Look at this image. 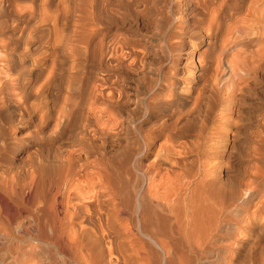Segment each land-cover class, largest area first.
<instances>
[{"label":"bare ground","instance_id":"6f19581e","mask_svg":"<svg viewBox=\"0 0 264 264\" xmlns=\"http://www.w3.org/2000/svg\"><path fill=\"white\" fill-rule=\"evenodd\" d=\"M12 1L13 0H0L1 15L4 13L6 14V12L7 15H10L11 10L12 12L16 11L15 5L16 6L22 5V4L18 5L17 2L19 0H16L13 1V3L16 2V4H14L13 6ZM40 1L38 2L39 4L41 3V6L39 7L40 9L54 4L53 0H40ZM62 1L63 0L54 1L55 12H53L54 15L53 20L51 24L49 22V26L50 25L54 26L55 21L59 23L61 20H63V18L66 17L67 12L71 11L74 13V18L72 20H74L75 24L74 25L72 24L73 21L71 24L73 26L75 25L76 26L75 28L71 29L72 30L71 36H73L74 39L70 37V40H73L75 42H80L79 43L80 47L78 49L75 45H73V43H71L69 52H71V56L74 57V60H76L75 55L78 52H80V50L87 49L86 52H88L89 49V54L93 62L95 61L97 64L101 63L102 65L108 64L109 68L110 66H112V69L114 67L119 68L120 66H122L123 63L122 61H124L125 59L124 57L128 56L126 57L127 59L131 56L130 57L131 60H129V62H126L125 65L126 68H131L135 64V60L137 61V59L135 58L139 57L137 55L136 50L135 51H133L134 49L132 50V47L138 44V40H140L139 44L141 46L149 44L148 41L149 39L147 40L146 37L148 36L147 33L148 34L150 33L149 30L151 29L149 28L152 25L151 23L155 18L154 17L152 19L150 16L151 14L149 13L153 0H73L71 6L70 5L67 6V4H64L62 9L61 7L57 8V6L60 5ZM170 4H168L170 5V8L171 6L175 7L176 12L173 10L175 14L171 13V15L168 16V13H166L167 15L164 16V26H163L164 32L167 31L168 33L166 32L167 36L164 33L163 35H165L164 37L165 40L166 37L170 39L169 42L170 48L168 47L169 52H167L169 53L168 54L169 57L167 56L169 58L168 60L169 64L166 67L167 72L160 73L159 76L155 80H153L148 90L146 89L147 90V92L145 91L146 93L140 94L139 92H137V94H135L133 100L134 102L136 101L137 103L136 110H131L130 108H127L125 106V105L128 106V104H126L128 98L124 96L125 92L122 91V89L117 88L119 89L117 91L114 89L116 91L115 96L117 97L116 99H114L113 97L115 96L113 94H109L112 92V89L111 92H109L108 90H106L104 86H101L102 84L101 82H103V85L104 82H106L105 78L103 79L100 77H98L100 79L97 78L98 79L97 81L100 80L99 82L101 84L97 83V81L95 82L94 80L92 81L89 80L90 81V82L88 81L90 83L89 86L84 85V88L85 86L89 87L88 92H86L87 93L86 95L90 108L88 105L87 106L88 108H86V110L76 111V109L73 110L69 108L68 105L67 106L68 109L66 111L60 110L59 112H56V114H54L55 112L52 113L53 112L52 110H51L52 112H49V110L48 111L44 110L43 112H41L40 116L39 114L35 113L37 114V116H39L37 122L41 123L40 124L41 126L45 125L48 122V120L52 119V122H54L53 126L60 127L58 131H54L55 132L54 134H50L48 131L47 133L46 130L44 129V131L47 133V135H45L47 138L45 139V141H48V146L42 147L41 149L42 155L40 157L42 159L39 160L41 161V164L38 163L40 164L39 167L41 171V193H39V191L37 192L38 194H41V197L39 195L40 199H38L39 198L38 197L37 198L38 201L36 202L34 201L36 205L35 204L33 205L34 197H31L30 191L24 190L25 188L23 189L22 186H20L19 184L18 186L16 184L18 183V180L17 182L15 181L17 187L16 186L14 187L12 184L13 187L11 189L10 186V191L9 190L8 191L10 192L11 198L8 199L4 194L7 191L3 190V188L5 187L4 181L6 180L5 178L6 175L4 174L5 175L4 179H2L3 177L2 178L0 177V212L8 211L7 214L10 221L12 220L11 222L16 223L15 228L18 227V232H15L14 230L10 229V226H5L3 228L0 227V235L3 237L6 236L13 241L17 240L19 242L23 241V239L25 238L24 235H26L27 237L29 236V239L30 237L32 238L33 236L34 241L39 240L41 242V251H40L41 253H37V254H41V258H40L41 264H264V111L259 116V118H256L255 121L256 130L252 134L251 133L249 134L250 131L247 134L246 132L241 130L240 127L241 122L240 124H238V121L242 119L241 111L243 108H241L240 106V104L242 105V103L238 102V97L241 96L239 92L241 91L242 93L246 92V91L243 92V86L244 87L246 86V84L243 83V78L244 76L251 74L250 70H252V66L254 65L251 66V58H250L251 55L250 54L247 55L248 53L246 54V53L238 52L240 50L236 51L238 53L231 56L230 58L223 57V52L225 50L224 47L226 44L227 45L229 44L236 45L237 43L247 44L253 40L260 42V39L257 38L256 36L252 38L248 36L249 33H252L250 32L252 28L250 26L252 23L249 24L250 23L249 21L264 23V10H263L264 0H181V4L183 5L181 10H179V8L177 7V5L179 4V0H172ZM244 4L245 6L242 7ZM257 5H260L261 8L259 9L256 8ZM24 6L26 5H23V7ZM241 8L245 9L244 13L241 12ZM27 9L28 8H25L24 11H27ZM22 11L23 10H21V12ZM32 11L30 10V12ZM255 11L257 13H255ZM27 12L29 13V11ZM40 12L41 11H39V13ZM165 12H167V10ZM237 12H239L238 16H240V13L244 14L243 16H240L241 19L239 18V20H238V16L235 14ZM69 13L67 14V16L69 15ZM158 14L159 13H157V15ZM15 15L19 16L18 13H16ZM30 15L32 16V13ZM23 16L25 18V16L27 17V14H24ZM30 18L32 20V17ZM21 19H23L22 16ZM227 19L229 21L231 20V23L226 24L225 21ZM25 20L23 19V22ZM42 20H44V18H42ZM7 21L8 19H5L3 17L0 20V36L1 34H4L3 39L0 40V49L3 48L5 50L9 48L10 50H12L15 49L16 47L11 44L12 41L10 38L11 35L10 32H13L18 27L17 24H15L14 22L12 24L11 19L8 22ZM63 24L64 22L61 21L60 25ZM185 24H186V28H184ZM189 25L192 26L190 27ZM39 26L44 27L45 31L46 29H48V26L45 25V23L44 26L40 24ZM73 26H71V28ZM111 26H115L116 28H121L122 32L119 33L117 31V33H109L110 32L109 28H111ZM29 27H31V25ZM114 29L113 31H115ZM142 30L144 32L143 36L141 38H138V36L142 35L141 34ZM51 33L53 34V32ZM17 34L19 33L17 32ZM55 35L57 34L55 33ZM42 36L44 37V35ZM49 36L52 37L51 34ZM49 36L47 32L44 39L47 41L48 44H50L51 42L49 41L50 40ZM56 37L58 38V35ZM57 38L54 40L52 39L53 41L51 42V45H44L46 47V50L49 49L51 51L52 49L54 50L57 47L58 42L64 40V38L61 39L59 37L60 40H57ZM61 43L62 42L59 43V46ZM166 43H168L167 40ZM201 43H205L208 48L212 46L214 47L217 46L218 49L220 50V51L218 50L219 54L217 56H215L216 55L215 54L214 59H212L211 56L213 55L212 53L213 51L210 50V52L206 53L204 51V49L206 50V48H204L203 50L196 52L197 57L194 60L192 54L193 52H195V46ZM15 44L17 46V43ZM80 44H82V47ZM68 45H70V43H68ZM261 46L260 47L257 46V47L260 48V53H263L264 51L261 52L263 50ZM39 47L37 48L39 49ZM138 47L139 46L137 47L135 46L134 48L138 49ZM34 48L32 47V49ZM43 48H41L40 50L42 51ZM258 48L255 49L257 50ZM17 49L19 50V47ZM21 49L23 51L22 47ZM248 49H246L247 52ZM255 49L253 50L255 51ZM50 50L48 54L51 53ZM64 50L66 51L68 49H64ZM183 50L184 52H181ZM33 51L31 53H33ZM35 51H37L36 48ZM59 51L60 50H58L57 52ZM54 52L56 53L55 50ZM69 52H67V54ZM140 52H144V51H140ZM183 53L185 55V62L180 66V62L178 61H180L179 58L183 56ZM251 53L253 54V52ZM260 53L258 52V54ZM145 54L147 56V53ZM4 55L0 54V63H3L5 65L7 63L9 65V63H14L15 61L18 60L17 57L16 58L10 57L8 60L7 58H5ZM37 55L39 54L37 53ZM52 55L55 56L58 54L56 53ZM60 55L62 54H60L59 52V56ZM139 55L140 57L143 56V54L141 55L140 53ZM262 55H264V53L261 54V56ZM7 57H9V55H7ZM40 57L43 60L44 55ZM260 61L261 60H258V62ZM137 62L136 65L139 64ZM30 63L31 65L32 64L37 65V63L40 64V62H38V59L36 57L31 58ZM16 65L18 66V64ZM13 66L15 65L13 64ZM47 66L48 65H45V67ZM27 67L28 69L25 68L24 69L21 68L18 70L15 69L16 71H14L13 69L15 74H13L14 72H12L11 74H13L14 77L10 75L11 78L10 77L7 79L3 78V81H0V113L1 115L3 113L2 116H4L5 113L2 112L4 108V103L6 104V102H8L11 97L16 96L14 95L15 93L11 95L15 90H13L12 93L10 92L9 94L8 88L11 87L15 89L17 88V86L20 85L22 90H24V88L26 87V86L24 87L25 83L23 82L24 81L23 78L25 74L30 73V71L32 70L31 66H30L31 70L29 69L28 65ZM160 67L162 68L163 66ZM179 67L183 68V72H177L176 69L177 68L179 69ZM17 68H19V66ZM42 68L43 67H41V69ZM49 68L51 67H48V69ZM11 70L12 69H10L9 71L11 72ZM89 70L91 69H88V71ZM92 70H94V68ZM7 71L8 70H6V72ZM43 71H45L44 68ZM37 72L38 71L36 69V73ZM49 72L50 69L49 71L41 72V74L46 73V75H43V78L45 77L44 80L52 82L50 81L51 79L48 80L46 78L47 76H49ZM254 74L257 73L254 72ZM4 75L0 77H5ZM55 75L56 74H54V77ZM253 75L251 74V76ZM51 76L52 75H50L49 77ZM37 77H34L35 80ZM40 77L41 76H39L38 78ZM116 77L119 78V76L117 75ZM29 78L30 77L27 76V79ZM147 78L146 79L144 78L145 81L147 80ZM144 79L142 82H144ZM150 79H152V77ZM0 80L2 79L0 78ZM112 80L118 81L119 79L116 78ZM108 81L109 80H107V82ZM244 81L247 80L244 79ZM37 82L38 83L36 84V86L33 85L34 89L35 87H37L38 84L39 85L42 84L43 86L41 85L40 86L44 88L45 83L44 84L41 83V79H39ZM53 83L54 82H52V84ZM148 83L150 84V82ZM83 84L86 83L83 82ZM83 84H81L82 89H84ZM115 84L116 83L112 85L115 87ZM198 84H200V87H198ZM123 85L129 86V84L126 83ZM206 85H208V87L211 90L217 92L220 91V89H224L225 96L223 97L221 95L222 97L220 96V98H218L221 108H219L220 110L218 111L219 114L216 115L215 122L217 121V124H215L214 121L211 120L215 124L214 126H216L213 127L216 128L215 129L216 131L212 132L208 130L207 131L208 134L205 133L204 135L203 133L204 126L202 125L198 126L196 125V123H194L195 126H193L192 125L193 122L191 123L193 119L189 121L192 126L188 123L187 121L188 118L187 120L185 119L186 120L185 122L184 120L180 121L181 115L179 114L182 113L181 109L182 111H184V107L186 109L187 107H189V109L191 108V106H189L190 101L192 103H195L194 105L195 109L198 108L196 107V105H199L198 102L200 103V101L197 102V100H199L197 99V97L198 95H200L199 93L202 92L201 90L203 86ZM53 86L55 87L56 85L54 84L52 85V87ZM100 87H104L103 89H105L109 93L104 92ZM35 91L40 93L41 90L39 91L35 90ZM69 92L71 93V91ZM83 92L84 91L82 90L79 93H81V95L84 97L85 93L82 94ZM38 93L33 92L34 96H36L35 94L38 95ZM129 93L126 94L129 96ZM219 93H221V91ZM23 94L26 97L27 93L25 94L24 92ZM23 94L22 96H24ZM50 95L54 96V94H51V89H50ZM29 96L32 95L29 94ZM82 96L80 97L79 95V99L82 98ZM123 96L126 97V99L122 101V99L124 98ZM47 97L49 96L47 95ZM59 97L60 95L58 96V98ZM50 98L52 97L50 96ZM75 98L77 99L78 97L76 96ZM207 98H209V96H207ZM62 99L63 98H61V100ZM241 99L243 98L241 97ZM241 99L239 101H242ZM14 100L15 99H13V102H9V103H11L10 105H12V110L17 111L15 121L13 123L17 121L16 123L18 124V122L21 120L22 113H24L22 111L25 109L24 106L25 102L24 104L22 102L17 103V101L15 102ZM46 100L47 99H45V101ZM99 100L105 105L106 104L110 105V107L119 106V105L120 107H124V106L126 107L124 110H122L123 114L121 116L118 115L120 116V120L117 121L115 119L118 118L114 119L115 116L114 117L111 116L113 117L112 119L115 120V121L113 120L112 126L115 127L110 128V125L108 123L111 121L108 122V120H106L104 117H102L104 119L100 117L103 114H104L103 116H106L105 115L106 113H103L102 111L103 114L101 115L99 114L100 115L99 116L96 113V112L99 113V111L96 110L95 112L94 109L97 107L96 105L95 108L92 107L91 109V106L93 104H96ZM216 100L215 102H217ZM80 101L81 100L77 102L80 103V105L82 104L85 105L84 103L81 104ZM188 101L189 103L187 105ZM42 103H44V101ZM56 103L57 102H55L54 105ZM63 103H65V101ZM169 104L176 106H174L175 108L171 106V109L169 110L170 113L167 114L166 112L165 114L164 111L166 110V108L169 109L170 106L167 107V105ZM57 105H60V107L63 108L62 107L63 105L61 104H57ZM98 105L100 104L98 103ZM33 106L34 105H32V109ZM75 106L79 107L77 105ZM131 106H133V104ZM84 107H86V105ZM36 108L34 107V109ZM172 108H174V110H172ZM211 109L213 110V108ZM29 110L31 111V109ZM37 110H40V108ZM16 111L14 112L12 111V112L15 113ZM173 111L175 112V114ZM193 112L195 111L193 110ZM197 112L198 110H196V113ZM172 113L173 115H171ZM184 114L182 113V115ZM188 115H191V113ZM185 116L186 115H184V117ZM4 117H2V119H4ZM191 117L194 118V116ZM205 117L206 116L204 115V119ZM6 118L8 119V117ZM77 118L80 119L81 121L80 122L79 120H77L80 123L78 124V130L74 133V135L76 136L75 139H77L78 141L74 139L73 140L74 142L77 141L79 147L73 148L72 146L74 144L70 145L72 141L69 142L68 144L70 145L69 147L72 148H66L67 145L66 146L62 145L61 144L62 142L61 143L58 142V144L52 146L51 143H53L54 141L53 139L56 138L57 139L56 141H58L59 139L57 137L58 136L62 137L67 128L66 126L71 125L68 124L70 123V120H72V124L77 125L75 123ZM197 119L198 116H196V121L198 122ZM205 121H209V120H205ZM21 123L23 124L24 122ZM115 124L119 129H124V130L128 128L133 129L135 131L134 136L136 137L137 140V147L135 146L133 150L129 151L126 154L127 156L123 157V159L120 158L121 162L118 163L114 161L117 163V166L114 163L117 172H114V170L109 171L107 167H105L108 165L106 164H104L105 166L103 165L102 159L104 158V153L100 151V148L103 151V147L100 144L95 143V139H97V137L102 138L103 143L104 141H106L108 137L115 138L113 133L116 132L115 135L118 134L117 131H113L114 128H116ZM4 125L0 124V129L3 135L2 140L4 144L3 146L0 143V145H2V148L6 147L7 145H10L11 143L12 146L14 145L13 144L14 140L11 139L12 142L8 144L9 139L6 138L7 133L10 134V125L8 124H6L5 126ZM107 125H109V127H106ZM217 127H219L220 129H217ZM72 128L73 127H71V129ZM50 130H52L53 132V129ZM68 130L70 132V129ZM189 131L193 133L195 132V134L193 133L192 134L195 135L197 138L195 137L196 139L194 140L188 139V141L186 142L183 140H181L180 142L178 140V142L180 143L178 142L176 143L173 141V139L176 141V139L183 138V136L189 134ZM32 133L33 132L31 131V134ZM68 133L66 137L68 136L70 137L71 135H73ZM213 133L215 134L214 136H212ZM244 133L248 135V139L246 142L247 149H246V143L242 145L243 142L242 143L240 142L241 143L240 145V143L238 144L236 141L238 134L242 136L241 134ZM119 134L122 135V133ZM73 136L70 138V140L73 138ZM161 136L164 137L165 142H163V139L161 138L162 139L161 142L163 143H161L160 141L159 143L158 141L156 143V140H158L157 138ZM18 137L21 136L19 135ZM22 137H25L24 133ZM26 137H28V134ZM171 140L176 145H178L179 149L175 148L176 149L175 150L172 148L169 142ZM17 141L19 142L20 140ZM168 142L169 145L167 144ZM117 143L119 144V142ZM134 144L132 143V146ZM176 145L173 144L174 147H176ZM10 150L8 151V153L10 152ZM77 150L78 151L83 150L82 152H84L85 155L83 157H79V155H77L78 152H76ZM125 151L127 150L125 149L124 152ZM3 152L4 153L7 152V149L6 151ZM12 152H14V150ZM115 152L117 153V151ZM111 153L113 152L111 151L110 153H108V155ZM93 154H95L97 158L88 160V157ZM108 155L107 158L110 157V155L109 157ZM149 156L151 158L147 162H143V160L147 159V157ZM4 157L7 159L9 155L7 157L3 156V158ZM31 157H33L34 160V153L33 156ZM31 157L28 156L29 161L31 160ZM129 159L133 162V167L131 168H133L136 172H138V175L142 177L140 184H137V186L139 185L137 189H135V186L131 183L132 179L128 177L129 176L128 174L131 173L132 171V169L130 167L129 169L127 166V161ZM108 160H111V158ZM1 161L3 160L1 159ZM25 161L26 164L27 160ZM17 165L20 164L17 163L16 166ZM23 166H22L23 169L21 170H26L24 169ZM36 166L38 165L36 164ZM162 166H165V168L164 167L161 168ZM11 168L14 169L15 167L14 168L11 167ZM12 169L11 171L13 173L14 170ZM162 169H164V171ZM0 170H4L3 173L6 171L5 169H1V168ZM8 170H10V167L8 168ZM21 170L20 172H22ZM32 171H36V170H32ZM6 172L7 174H9L8 173L9 171ZM38 172L39 171L33 173H36L37 175ZM154 172L156 173V178L154 177V174H152ZM22 173L19 174L22 175ZM10 175L7 176L12 178L14 173L13 175L11 176ZM132 175L133 177L135 176V174ZM38 177L37 179L40 178ZM14 178H12V180ZM15 179H20V178L16 177ZM32 180L33 179H31L30 181ZM37 183L39 184L40 180ZM27 184L28 183H26V185ZM29 184L30 186L29 185L27 186H29L31 189L32 186L31 182ZM38 184L34 186L35 187L34 191L39 190ZM36 187L38 189H36ZM38 194L35 193V195ZM1 220L4 222L2 218ZM4 224L5 222L3 223V225ZM3 225L1 224V226ZM31 226L35 228L33 230L34 232H31L32 231ZM11 227H13V225ZM28 229H30L31 231H29ZM36 242L37 245L38 241ZM29 244L26 245L28 246ZM32 244H34V242ZM38 246L40 247V245ZM9 247L11 248V246ZM18 247H21V245L20 246L16 245L15 247H13L12 250H15V248L18 250L19 249ZM29 247H26V251H22L23 249L22 246V248L20 249L22 251V253H20L21 256L19 254L16 256L15 254L13 255L14 257L12 258V261L13 263L15 262L14 264L16 263L23 264L24 262L28 263L30 260L32 264H38L34 256V250L36 248L33 250V247H31L30 245ZM27 248L29 249L27 250ZM12 250L8 252L11 253L13 252ZM20 250H18V252ZM5 257L8 256L5 255ZM45 259H47V262L45 261Z\"/></svg>","mask_w":264,"mask_h":264},{"label":"rangeland","instance_id":"374dc122","mask_svg":"<svg viewBox=\"0 0 264 264\" xmlns=\"http://www.w3.org/2000/svg\"><path fill=\"white\" fill-rule=\"evenodd\" d=\"M13 1H16V0H13ZM13 1H12V3H13ZM40 0H37V2H36V0H24V1H22V0H19L18 2H17V4L19 5V4H22L21 6H16L15 5V9H16V11H13L12 12V10L10 11V15H7V12H6V14L4 13V14H0L1 16H0V20L2 19V17L3 18H5V19H8V21L11 19L12 20V24H13V22L15 23V24H17V27L18 28H16V30H14L13 32H10V34L12 35H10V38H11V41H12V45H14L16 48L15 49H12V50H10L9 48L8 49H3V48H1L0 49V54H5L4 56H5V58H7L8 60H9V58L10 57H14V58H16L17 57V61H15L14 63H9V65H8V63L5 65V64H3V63H0V76H3L4 74V76L5 77H0L2 80H0V81H3V78L4 79H7V78H9L10 77V75L12 76V77H14V75L13 74H15V72L14 71H16V70H18V69H28V67H27V65L29 66V69L31 70V68H32V70L30 71V73H27V74H25V76H24V83H25V85H24V90H22V88L20 87V85L19 86H17V88H8V91H9V94H10V92L12 93V91L13 90H15L11 95H13L14 93V95H16V96H13V97H11L10 98V100L8 101V102H6V104H7V106H6V104L4 103V108H3V110H2V112H5L4 113V116H2L3 115V113H2V115H1V113H0V124H8V125H10V134L9 133H7V136H6V138L7 139H9V143L8 144H10L11 142H12V140H14V142H13V146H12V143L10 144V145H7L6 147H4V148H2V145L4 146V144H3V140H2V137H3V135H2V131H1V129H0V143L2 144V145H0L1 146V149H0V168L1 169H5L6 171H9L8 173L9 174H7V172L5 173H3V171L4 170H0V177L2 178V179H4V177H5V175H6V180L4 181V183H5V187L3 188V190H5V191H7V192H3L5 195H6V197L9 199V198H11L10 197V186H11V189H12V187L14 186H16V184L18 185H20V186H22L23 187V189L24 190H29L30 191V195H31V197H34L33 198V205L35 204L34 203V201L36 202V201H38V199H40V197H41V194H38V192L37 191H39V193H41V171H40V164H41V161H39V160H41L42 158H40L41 157V155H42V151H41V149H42V147H47L48 146V141H45V139H47L46 138V136L45 135H47V133L49 132L50 134H54L55 132L54 131H58V129L60 128L59 126H53V123L54 122H52V119L51 120H48V122L45 124V125H43V126H41L40 124L41 123H38L37 122V120L39 119V116H40V114H41V112H43L44 110L45 111H48L49 110V112H52V113H54V114H56V112H59L60 110H63V111H66L67 109H68V105H69V108H71V109H73V110H75L76 109V111H84V110H86V108H88L87 106L89 105V102H88V100H87V93L86 92H88V88L89 87H86L85 86V88H84V85H87V86H89V82L90 81H92V80H94L95 82L98 80V79H100V78H105V81L106 82H104V85H103V82H99V81H97V83H100L101 84V86H104L105 88H106V90H108L109 92H111V89H112V92L111 93H109V92H107L105 89H103L104 87H100L104 92H107V93H109V94H113L114 96L116 95V91L117 90H119V89H122V91H124L125 93V95L124 96H126L127 98H128V101H127V103L126 104H128V106L127 105H125L127 108H130L131 110H136V108H137V103H136V101L134 102V96H135V94H137V92H139L140 94H142V93H146L147 92V90H148V88L150 87V85H151V83L153 82V80H155L158 76H159V74L160 73H164V72H167L166 71V67L168 66V60H169V56H168V54L169 53H167V52H169L168 50H169V48H170V45H169V42H170V39H168L167 37H166V40H167V42L168 43H166V40H165V35L167 36V33L166 32H164V16H166L167 14L166 13H168V16H170L171 15V13L172 14H175V7H172L171 6V8H170V3L172 2V0H153V3L151 4V9L149 10V13L151 14L150 16H151V18L153 19L154 17V20L152 21V25L150 26V28L149 29H151V30H149L150 31V33L148 34L147 33V37H146V39L149 41V46L148 45H140L139 43H140V40H138V44L137 45H134L133 47H132V50L133 51H135L136 50V52H137V55L139 56H136V57H138V58H135V59H137V61L135 60V64L131 67V68H126V62H129V60H131V56L129 57V58H127L126 59V57H128V56H126V57H124L125 59H126V61H125V59H124V61H122L123 63H122V66H120L119 68L117 67H114L113 69H112V66H110V68H109V65L108 64H105V65H102L101 63H96L95 61V63L92 61V59H91V56H90V54H89V49H88V52H86L87 51V49H85V50H80V52H78L77 54L79 55V57H78V55L76 56L75 55V58H76V60H74V57H72L71 56V52H69L70 51V47H71V43H73V45H75L76 47H77V49L80 47L79 46V43L80 42H75V41H73V40H70V37L71 38H73V36H71V34H72V30L71 29H73V28H75V26H73L74 24H75V22H74V20H72L73 18H74V13L73 12H71V11H69V12H71V13H69V12H67V14L69 13V15L67 16V14H66V17L65 18H63V20H61L62 22H64V24L63 25H60V23H61V21L58 23V22H56L55 21V25L54 26H49V22H50V24L52 23V20H53V12H55L54 11V4H55V0H53V3L54 4H52L51 6H46V7H44V8H39L40 6H41V3L39 4L38 2H39ZM66 1V2H65ZM69 1V2H68ZM72 1L73 0H63L61 3H60V5H58L57 6V8H59V7H61V9H62V7H63V5L64 4H67V6L68 5H72ZM155 1V2H154ZM21 2V3H20ZM35 2V3H34ZM41 2V1H40ZM35 5H34V4ZM14 4H16V2H14L13 3V6H14ZM168 4H170V5H168ZM23 5H26V6H24L23 7ZM163 7H162V6ZM165 5V6H164ZM31 6V7H30ZM34 6V7H33ZM168 6V7H167ZM245 6V4L242 6V7H244ZM260 5H257V7L256 8H261V6L259 7ZM20 7H22V8H20ZM38 7V8H37ZM52 7V8H51ZM162 7V8H161ZM177 7L179 8V10H181L182 9V7H183V5L181 4V0H179V4L177 5ZM25 8H30L29 10L27 9V11H29V13L27 12V11H24V9ZM36 11H34L33 9ZM164 8V9H163ZM18 9V10H17ZM19 9H20V11H19ZM38 11H37V10ZM51 9V10H50ZM21 10H23L22 12H21ZM30 10L32 11V12H30ZM42 10H43V12H42ZM162 10V11H161ZM164 10V11H163ZM167 10V12H165ZM175 12H174V11ZM264 10V9H263ZM39 11H41L40 13H39ZM47 11V12H46ZM152 11H154V12H152ZM156 11V12H155ZM158 11V12H157ZM161 11V12H160ZM50 12V13H49ZM152 12V13H151ZM170 12V13H169ZM240 12V11H239ZM239 12H237V13H235L237 16L239 15ZM241 12L242 13H244L245 12V9H243V8H241ZM16 13H18L19 14V16L18 15H15ZM32 13V16L30 15ZM39 13V14H38ZM41 13H43V14H41ZM47 13V14H46ZM72 13H73V15H72ZM154 13H155V15H154ZM157 13H159L158 15H157ZM163 15H162V14ZM242 13H240V16H243L244 14H242ZM255 13H257L256 11H255ZM24 14H27V17L25 16V18H24ZM34 14V15H33ZM52 14V15H51ZM55 14V13H54ZM71 14V15H70ZM242 14V15H241ZM12 15H14V16H12ZM22 16V18L25 20V19H27L28 20V23H27V20H25L24 22H23V19H21V16ZM153 15V16H152ZM9 17V18H6V17ZM35 16V17H34ZM44 16V17H43ZM69 16H72V17H69ZM235 16V15H234ZM240 16H238V20H239V18H240ZM28 17H29V19H28ZM30 17H32V20H31V18ZM17 18V19H16ZM42 18H44V20H42ZM52 18V19H51ZM235 18V17H234ZM19 19H20V21H19ZM39 19H40V21H39ZM70 19V20H69ZM157 19V20H156ZM192 19V18H191ZM190 19V20H191ZM241 19V18H240ZM14 20V21H13ZM18 20V21H17ZM36 20V21H35ZM7 21V22H8ZM70 21V22H69ZM72 21H73V23H72ZM29 22H31V23H29ZM34 24H33V23ZM36 22H38V23H36ZM40 22V23H39ZM66 22V23H65ZM189 22H191V21H189ZM250 23L249 24H251V26L250 27H252L251 28V31L250 32H252V33H249L248 34V36H250L251 38L252 37H257V38H259L260 39V42H257V41H251V42H249V43H247V44H243V43H237L236 45H232V44H229V45H225V50H224V52H223V57L224 58H230L231 56H233V55H235V54H237L238 52H240V53H248L247 55H251V66L252 65H254V66H252V70H250V73L253 75L254 74V72L255 73H257V74H254L253 76H251V74L249 75H246V76H244V78H243V83L244 84H246V86L244 87L243 86V92H245V93H242V91L241 92H239L240 94H241V96H239V95H237V96H239L238 97V102L239 103H242V105L240 104V106H241V108H243L244 109V111H243V109H242V113H241V117H242V119L240 120V121H238V124H240V122H241V124H240V127H241V130L242 131H244V132H246L247 134H248V132H249V134L251 133H253L255 130H256V128H255V121H256V118H259V116L263 113V111H264V55H262L261 56V54H263L264 52V48H263V46H264V36H262V35H264V23H260V22H253V21H249ZM44 23H45V25H47L48 26V29H46V31L44 30V27H42V26H39V24L40 25H43L44 26ZM73 25H72V24ZM163 23V24H162ZM225 23L227 24V23H231V20L229 21L228 19L225 21ZM259 23V24H258ZM20 24V25H19ZM38 24V25H37ZM66 24V25H65ZM189 24V23H188ZM191 24V23H190ZM254 24V25H253ZM19 25V26H18ZM31 25V27H29ZM33 25V26H32ZM59 25V26H58ZM24 26V27H23ZM63 26V27H62ZM71 26H73L72 28H71ZM190 27L192 26V25H189ZM23 29H22V28ZM26 27V28H25ZM40 27V28H39ZM57 27V28H56ZM58 27H60V28H58ZM190 27H188V28H190ZM21 28V29H20ZM29 28V29H28ZM115 28V29H114ZM184 28H186V24H185V27ZM258 28V29H257ZM262 28V29H261ZM56 29V30H55ZM61 31H60V30ZM113 29L115 30V31H113ZM45 32H44V31ZM51 30H53V31H51ZM58 30V31H57ZM262 30V31H261ZM20 31V32H19ZM27 31V32H26ZM43 31V32H42ZM53 32V34L51 33V32ZM56 31V32H55ZM109 33H117V31L120 33V32H122V29L121 28H116L115 26H111V28H109ZM16 32V33H15ZM17 32L19 33V34H17ZM23 32V33H22ZM24 32H26V33H24ZM48 32V36L51 34L52 35V37L51 36H49V41H53L54 39H56L57 37V35H58V38H57V40H60L59 39V37L62 39V38H64V40H61V41H57L58 42V45H57V47L54 49L55 51H56V53L58 54V55H52V54H56L55 52H54V50L52 49V51H51V53L50 54H48V52H49V50H46V47L44 46V45H51V42H50V44H48L47 43V41L46 40H44L45 39V35H46V33ZM147 32V31H146ZM28 33V34H27ZM55 33L57 34V35H55ZM62 33V34H61ZM143 30H142V35H140V36H138V38H141L142 36H143ZM163 33L165 34V35H163ZM263 33V34H262ZM24 34V35H23ZM61 34V35H60ZM68 34V35H67ZM255 34V35H254ZM262 34V35H261ZM14 35H16V36H14ZM23 35V36H22ZM25 35H27V36H25ZM42 35H44V37L42 36ZM62 35H64V36H62ZM65 35H67V36H65ZM3 36H4V34H1V36H0V40H2L3 39ZM22 36V37H21ZM158 36V37H157ZM43 37V38H42ZM51 37V38H50ZM54 37V38H53ZM22 38H25V39H22ZM27 38V39H26ZM53 39V40H52ZM74 39V38H73ZM152 39V40H151ZM258 39V40H259ZM17 40V41H16ZM42 41H44V42H42ZM262 41V42H261ZM17 43V46H16V44L15 43ZM46 42V43H45ZM57 42H56V44H57ZM60 42H62L61 44H63V42H64V44L63 45H61L60 44V46L62 47H60L59 46V43ZM65 42H67V43H65ZM165 44H164V43ZM68 43H70V45H68ZM24 44H26V45H24ZM151 44H152V46H151ZM263 44V45H262ZM19 45V46H18ZM33 45H35V46H33ZM44 46V48H43V46ZM64 45H66V46H64ZM81 45V47H82V44H80ZM154 45V46H153ZM168 45V46H167ZM218 45V44H217ZM262 45V46H261ZM26 48H25V47ZM40 46V47H39ZM42 46V47H41ZM58 46H59V48H58ZM137 47V46H139L138 47V49H136V48H134V47ZM151 46V47H150ZM234 46V47H233ZM257 46H261L262 47V51L261 52H263V53H260V48H258ZM19 47V50L17 49ZM21 47L23 48V51H22V49H21ZM32 47L34 48H36L37 49V51H35V48L34 49H32ZM37 47H39V49L37 48ZM141 47V48H140ZM150 47V48H149ZM169 47V48H168ZM199 47V48H198ZM230 47V48H229ZM41 48H43L42 49V51L40 50ZM168 48V49H167ZM204 48H206V50L204 49ZM210 48V49H209ZM207 47L206 46V44L205 43H201V44H198L197 46H195V52H193V59L195 60L196 59V52H198V51H200V50H203L204 49V51L206 52V53H208V52H210V50L211 51H213L212 53H213V55L211 56L212 57V59H214V55L215 56H217L218 54H219V49H218V47L217 46H212V47ZM249 48V49H248ZM255 48H258L257 50H259V51H257ZM3 49V50H2ZM32 49V50H31ZM64 49H68V50H66L67 52H69L68 54H67V52L64 50ZM142 49V50H141ZM147 49V50H146ZM167 49V50H166ZM208 49V50H207ZM216 49V50H215ZM246 49H248V52H247V50ZM253 49H255V51L253 50ZM18 50V51H17ZM31 50V51H30ZM34 50V51H33ZM58 50H60L59 52H60V54H62V55H60L59 56V52H57ZM146 50V51H145ZM149 50V51H148ZM154 50V51H153ZM219 50V51H218ZM238 50H240V51H238ZM16 51V52H15ZM29 52V53H26V52ZM33 51V53H31ZM45 51V52H44ZM122 51H124V50H122ZM140 51H144V52H140ZM151 51H153V52H151ZM236 51H238V52H236ZM257 51V52H256ZM20 52V53H19ZM41 52V53H40ZM64 52H66V53H64ZM126 52V51H125ZM151 52V53H150ZM181 52H184V50L183 51H181ZM251 52H253V54L251 53ZM258 52L260 53V54H258ZM37 53L40 55V56H42V55H44V57H43V60L41 59V57L39 56V55H37ZM88 55H87V54ZM139 53L142 55L143 54V56L142 57H140V55H139ZM145 53H147V56H146V54ZM211 53V54H212ZM29 54H31V55H29ZM42 54V55H41ZM81 54V55H80ZM152 54H153V56H152ZM155 54V55H154ZM232 54V55H231ZM7 55H9V57H7ZM49 55V56H48ZM64 55V56H63ZM88 57H86V56ZM145 55V56H144ZM164 57H163V56ZM257 55V56H256ZM258 55H260V56H258ZM29 56V57H28ZM50 56H52V57H50ZM66 56V57H65ZM149 56V57H148ZM151 56V57H150ZM168 56V57H167ZM19 57V58H18ZM33 57H36L37 59H38V62H40V64L39 63H37V65L36 64H32L31 65V63H30V59L31 58H33ZM39 57V58H38ZM68 57H71V58H68ZM90 57V58H89ZM258 57V58H257ZM262 57V58H261ZM67 58V59H66ZM78 58V59H77ZM81 58V59H80ZM49 59H51V60H49ZM86 59H87V61H86ZM91 60V62H90V60ZM164 59H167V60H164ZM88 60H89V62H88ZM128 60V61H127ZM179 60L180 61H178V62H180V66L185 62V55H184V53H183V56L182 57H180L179 58ZM258 60H261L260 62H258ZM53 61V62H52ZM72 61V62H71ZM86 61V62H85ZM143 61V62H142ZM160 61V62H159ZM52 62V63H51ZM70 62V63H69ZM136 62L137 63H139L138 65H136ZM162 62H163V65H162ZM254 62V63H253ZM27 65H26V64ZM29 63V64H28ZM47 63V64H46ZM51 63V64H50ZM148 63H150V64H148ZM159 63V64H158ZM165 63V64H164ZM258 64V65H256V64ZM13 64L15 65V66H13ZM16 64H18V66H19V68H17L18 66L16 65ZM48 65L47 67H45V65ZM53 64V65H52ZM55 64V65H54ZM73 64V65H72ZM110 64V63H109ZM3 67H2V66ZM11 65V66H10ZM44 65V66H43ZM51 65V66H50ZM70 65V66H69ZM96 65V66H95ZM111 65V64H110ZM165 65V66H164ZM257 67H256V66ZM261 65V66H260ZM24 68H23V67ZM30 66H31V68H30ZM53 66V67H52ZM56 66V67H55ZM75 66V67H74ZM92 66V67H91ZM99 66V67H98ZM105 66V67H104ZM135 66H137V67H139V68H137V67H135ZM142 68H141V67ZM144 66V67H143ZM146 66V67H145ZM160 66H163L162 68L160 67ZM259 66H260V68H259ZM15 67V68H14ZM41 67H43L44 68V70L45 71H49V69H50V72H49V76L50 75H52L51 77H49V76H47L46 78L48 79V80H50V81H52V82H54L53 84H52V82H49V81H46V80H44L45 79V77L43 78V75H46V73H42L41 74V72H45V71H43V68L41 69ZM48 67H51V68H49L48 69ZM59 67V68H58ZM63 69H62V68ZM98 67V68H97ZM102 67V68H101ZM107 67V68H106ZM255 67V68H254ZM54 68V69H53ZM58 68V69H57ZM94 68V70H92ZM104 68V69H103ZM133 68V69H132ZM10 69H12L11 70V72L9 71ZM13 69H14V71H13ZM16 69V70H15ZM34 69V70H33ZM36 69H37V73H36ZM39 69V70H38ZM48 69V70H47ZM52 69V70H51ZM83 69V70H82ZM88 69H91V70H89L88 71ZM107 71H106V70ZM124 69V70H123ZM156 71H155V70ZM162 69V70H161ZM255 69V70H254ZM256 69H258V70H256ZM6 70H8L7 72H6ZM55 71V73H54V71ZM58 70V71H57ZM74 70V71H73ZM98 71V73H97V71ZM109 70V71H108ZM143 70H145V71H143ZM159 70V71H158ZM164 70V71H163ZM177 70V72H183V68L182 67H179V69L177 68L176 69ZM3 71V72H2ZM39 71H40V73H39ZM53 71V72H52ZM92 71V72H91ZM94 71V72H93ZM128 71H131L132 72V74H131V72H128ZM158 71V72H157ZM172 71V70H171ZM12 72H14L13 74H11ZM91 72V73H90ZM104 72V73H103ZM134 72H135V74H134ZM3 73V74H2ZM51 73V74H50ZM100 73H102V74H100ZM112 73H113V75H112ZM153 73V74H152ZM29 74V75H28ZM54 74H56L55 75V77H54ZM68 74H69V76H68ZM90 74V75H89ZM97 74V75H96ZM104 74H106V75H104ZM140 74V75H139ZM28 77H30L29 79H27V76ZM34 75V76H33ZM41 76L40 78H38L39 76ZM73 75V76H72ZM91 75H93V76H91ZM100 75V76H99ZM110 75H112V76H109ZM116 75L117 76H119V78L118 77H116ZM121 75V76H120ZM127 75V76H126ZM207 75V74H206ZM205 75V76H206ZM38 76V77H37ZM58 76V77H57ZM134 76V77H133ZM34 77H37L36 78V80L38 81L39 79H41V83H45L44 84V88H42L41 86H43L42 84H38L37 85V87H35V89H34V86L33 85H35L36 86V84L38 83L36 80H35V78ZM54 77V78H53ZM92 77V78H91ZM95 77V78H94ZM98 77H100V78H98ZM149 79H148V78ZM152 77V79H150ZM11 78V77H10ZM53 78V79H52ZM63 78V79H62ZM98 78V79H97ZM119 79L118 81L117 80H112V79ZM128 78V79H127ZM147 78V80L145 81V79ZM86 79H88V80H86ZM137 79V80H136ZM143 79H144V82H142L143 81ZM244 79L245 80H247V81H244ZM28 80H29V83H28ZM86 80V81H85ZM90 80V81H89ZM107 80H109L108 82H107ZM112 82H111V81ZM122 80V81H121ZM150 80V81H149ZM32 81H35V82H32ZM61 81V82H60ZM89 81V82H88ZM116 81V82H115ZM138 81V82H137ZM141 81V82H140ZM150 82V84L148 83V82ZM32 82V83H31ZM40 82V81H39ZM46 82H48V83H46ZM56 82V83H55ZM83 82L84 83H86V84H83ZM88 82V83H87ZM111 82V83H110ZM137 82V83H136ZM147 82V83H146ZM33 83H35V84H33ZM76 83V84H75ZM79 83V84H78ZM114 83H116L115 84V87L113 86L114 85ZM121 83H122V85H121ZM129 84V86H125V85H123V84ZM136 83V84H135ZM49 84V85H48ZM51 84V85H50ZM56 85L55 87L53 86L52 87V85ZM59 84V85H58ZM81 84H83V88L84 89H82V85ZM109 84V85H108ZM113 84V85H112ZM148 84V85H147ZM248 84V85H247ZM117 85V86H116ZM81 86V87H80ZM109 86V87H108ZM136 86V87H135ZM197 86V85H196ZM32 87V88H31ZM48 87V88H47ZM134 87H135V89H134ZM198 87H200V84H198ZM28 88V89H27ZM66 88V89H65ZM108 88V89H107ZM117 88H119V89H117ZM124 88V89H123ZM142 88V89H141ZM208 88V89H207ZM246 88H247V90H246ZM10 89V90H9ZM20 89V90H19ZM34 89V90H33ZM45 89V90H44ZM50 89H51V94H54V96L53 95H50ZM52 89H53V91H52ZM69 89H71V90H69ZM87 91H86V90ZM116 91H115V90ZM137 89V90H136ZM139 89V90H138ZM147 89V90H146ZM195 89V88H194ZM204 89V90H203ZM35 90H41L40 91V93H41V95H40V93H38L37 91H35ZM48 90H49V92H48ZM67 90V91H66ZM84 91L82 94H84V97L81 95V93H79V92H81V91ZM206 90V91H205ZM20 91V92H19ZM23 91V92H22ZM29 93H28V92ZM45 91V92H44ZM66 91V92H65ZM69 91H71V93L69 92ZM78 93H77V92ZM128 91V92H127ZM146 91V92H145ZM193 91H195V90H193ZM202 92L201 93H199L200 95H198V97H197V99H199V100H197V102L198 101H200V103L198 102V104L200 105V108H199V105H196V107H198V108H196L195 109V103H192L191 101H190V104H189V106H191V108L189 109V107H187V109L184 107V111H182V109H181V112L184 114V115H186L185 117H184V115H182V113L181 114H179V115H181L180 117V121H183L184 120V122L187 120V118H188V123L191 125V123H192V125L193 126H195L194 125V123H196V125H202V126H204V131H203V133H204V135H205V133L206 134H208L207 133V131L209 130V131H212V132H214V131H216L215 129L216 128H213V127H216V126H214L215 124H217V121L215 122V120H216V115L217 114H219V112L218 111H220L219 110V108H221V106H220V104H219V99L218 98H220V96L222 95L223 97L225 96V93H224V89H220V91H221V93H219L220 91H213V90H211L209 87H208V85H206V86H203V88H202V90H201ZM25 92V94L27 93V95H26V97H25V95L23 94ZM33 92L34 93H38V95L37 94H35L36 96H34V94H33ZM43 92H44V94H43ZM54 92V93H53ZM130 92V93H129ZM133 92H135V93H133ZM48 93V94H47ZM75 93V94H74ZM126 93H129V96L126 94ZM205 93V94H204ZM211 93V94H210ZM22 94L24 95V96H22ZM29 94L30 95H32V96H29ZM60 95V97L58 98V96ZM65 94V95H64ZM77 94V95H76ZM201 94H204V95H201ZM217 94H219V95H217ZM18 95V96H17ZM20 95V96H19ZM47 95L49 96V97H47ZM73 95H75V96H73ZM79 95H80V97L82 96V98H80L79 99ZM112 95V96H113ZM209 96V98H207V96ZM244 95V96H243ZM38 96H40V97H38ZM42 96V97H41ZM44 96V97H43ZM46 96V97H45ZM50 96L52 97V98H50ZM64 96H65V98H64ZM67 96H68V98H67ZM71 96V97H70ZM78 97L77 99L75 98V97ZM123 96V97H124ZM194 96V95H193ZM201 96H203V97H201ZM211 96V97H210ZM215 96V97H214ZM221 96V97H222ZM15 97V98H14ZM20 97V98H19ZM22 97V98H21ZM29 97V98H28ZM31 97V98H30ZM32 97H34V98H32ZM37 97V98H36ZM54 97V98H53ZM86 97V98H85ZM126 97H124L123 99H122V101L124 100V99H126ZM206 97V98H205ZM241 97L243 98V99H245V100H243V99H241ZM15 99L14 101L16 102L17 101V103L19 102V103H23L24 104V102H25V104H24V106H25V109L22 111V112H26L25 114L24 113H22V117H21V120L18 122V124L15 122V123H13L14 121H15V117H16V113H17V111L16 110H12V105H10L11 103H9V102H13V99ZM19 98V99H18ZM27 98V99H26ZM61 98H63L62 100H61ZM114 99H116L117 97L115 96V97H113ZM131 98V99H130ZM206 100H205V99ZM211 98H213V99H211ZM217 100H216V99ZM242 100V101H239L240 99ZM31 99V100H30ZM33 99H35V100H33ZM45 99H47L46 101H45ZM53 99V100H52ZM71 99V100H70ZM217 101V102H215V100ZM19 100H21V101H19ZM22 100H24V101H22ZM28 100V101H27ZM38 100H39V103H38ZM42 100V101H41ZM55 103V102H57L55 105H54V103L52 102V101ZM65 101V103H63L64 101ZM72 100H74V101H72ZM79 102V100H81L80 102H81V104L82 103H84L85 105H86V107H84L85 105H80V103H78L77 101ZM84 100V101H83ZM132 100V101H131ZM204 100V101H203ZM30 101H31V103H30ZM33 101V102H32ZM44 101V103H42ZM62 101V102H61ZM244 101V102H243ZM29 102V103H28ZM75 102V103H74ZM130 102H133V103H130ZM9 103V104H8ZM35 103V104H34ZM38 103V104H37ZM49 103H50V105H49ZM53 103V104H52ZM79 105H78V104ZM88 103V104H87ZM98 103L100 104V105H98ZM188 103H189V101L187 102V105H188ZM205 103H206V106H205ZM208 103V104H207ZM31 104V105H30ZM52 104V105H51ZM57 104H61V105H63L62 107L63 108H61L60 107V105H57ZM74 104V105H73ZM101 104H103L100 100L96 103V104H93L92 106H91V109H92V107H96L94 110H95V112H96V110H98L99 111V113L98 112H96L98 115L100 114H103V113H106L105 115L106 116H103V115H99L101 118L102 117H104L106 120H108V122L109 121H111V122H109L108 124L110 125V128L112 127H115V126H112V123H113V120L115 119V118H118V119H115V120H120V116L123 114V112H122V110H124L126 107L124 106V107H120V105L119 106H111L110 107V105H105V104H103V105H101ZM133 104V106H131ZM203 104V105H202ZM214 104V105H213ZM27 105V106H26ZM32 105H34L33 106V109H32ZM43 107H42V106ZM56 105H57V107H56ZM72 105V106H71ZM75 105H77V106H79V107H76ZM96 105V106H95ZM211 105V106H210ZM220 107H219V106ZM29 106V107H28ZM50 106V107H49ZM56 108H55V107ZM66 106V107H65ZM71 106V107H70ZM131 106V107H130ZM170 106V107H169ZM171 106L172 107H174V106H176V105H167V107H169V109L168 108H166V110L164 111L165 112V114H166V112H167V114H169L170 112H169V110L171 109ZM209 106V107H208ZM215 106V107H214ZM217 106V107H216ZM27 107V108H26ZM34 107L36 108V109H34ZM42 107V108H41ZM46 107H48V108H46ZM85 109H84V108ZM100 107H102V108H100ZM103 107H104V109H103ZM112 107H113V109H112ZM115 107V108H114ZM117 107V108H116ZM193 107H194V109H193ZM7 108H8V110H9V112H8V110H7ZM11 108V109H10ZM40 108V110H37V109H39ZM45 108V109H44ZM51 108V109H50ZM54 108V109H53ZM89 108H90V105H89ZM175 108V107H174ZM174 108H172V110H174ZM202 108V109H201ZM211 108H213V110L211 109ZM27 109V110H26ZM29 109H31V111L29 110ZM58 109V110H57ZM100 109H101V112H100ZM168 109V110H167ZM204 109H205V111H204ZM14 112V111H16L15 113H13L12 111ZM33 110V111H32ZM35 110H37V111H35ZM52 110V111H51ZM112 110H113V113H114V115H113V113H112ZM116 110V111H115ZM193 110L195 111V112H193ZM196 110H198V115H197V113H196ZM216 110V111H215ZM10 111H11V113H10ZM28 111V112H27ZM102 111H103V113H102ZM193 112V114H192V112ZM203 113H202V112ZM29 112H31V113H29ZM40 112V113H39ZM174 112V111H173ZM187 112V113H186ZM191 113V115H188V114H190ZM202 114H201V113ZM210 114V116H209V114ZM215 112H217V113H215ZM35 113H37V114H39V116H37V114H35ZM118 113V114H117ZM200 113V114H199ZM10 114H12V115H10ZM13 114H15V115H13ZM24 114V115H23ZM29 114V115H28ZM110 114V115H109ZM174 114H175V112H174ZM196 114V115H195ZM206 116L205 117V119H204V115ZM245 114V115H244ZM36 115V116H35ZM118 115H120V116H118ZM171 115H173V113L171 114ZM250 116V118H249V116ZM4 117V119H2V117ZM13 116H14V118H13ZM25 118H24V117ZM111 116H115L114 117V119H112L113 117H111ZM183 116V117H182ZM191 116H194V118H192ZM196 116H198V122L196 121ZM203 116V117H202ZM6 117H8V119L6 118ZM12 117V118H11ZM30 117V118H29ZM35 117V118H34ZM111 119H110V118ZM202 117V118H201ZM214 117V118H213ZM5 118H6V121H5ZM28 120H27V119ZM104 118H102V119H104ZM252 118V119H251ZM34 119V120H33ZM186 119V120H185ZM191 119H195L194 121L192 120L191 121ZM201 119H203V120H201ZM247 119V120H246ZM254 119V120H253ZM2 120V121H1ZM5 122H4V121ZM11 120H12V122H11ZM30 120H31V122H30ZM77 120H79L80 121V119H76V124L77 125H75V124H72V120H70V123H68V124H71V125H67L66 127V130H65V133L63 134V136L62 137H57L59 140L58 141H56L57 139L55 138V139H53L54 141H53V143H51L52 144V146H55L56 144H58V142L59 143H61L62 145H67L66 146V148H78L79 147V144L77 143V139H75L76 138V136L74 135V133L78 130V124L81 122H78ZM114 120V121H115ZM205 120H209V121H205ZM214 121V123L212 122V121ZM243 120V121H242ZM189 121H191V123L189 122ZM9 122V123H8ZM21 122H24L23 124L21 123ZM28 122V123H27ZM34 122H36V123H34ZM78 122V123H77ZM206 122V123H205ZM209 122V123H208ZM51 123V124H50ZM202 123V124H201ZM5 124V125H6ZM21 124V125H20ZM25 124H27V125H25ZM32 124V125H31ZM35 124V125H34ZM212 124V125H211ZM4 125V126H5ZM50 125H51V127H50ZM109 125H107L106 127H109ZM116 125V124H115ZM191 125V126H192ZM210 125V126H209ZM254 125V126H253ZM30 126H31V128H30ZM32 126H33V128H32ZM38 126V127H37ZM40 126V127H39ZM247 126V127H246ZM13 129H12V128ZM14 127H16V128H14ZM35 127V128H34ZM46 127V128H45ZM70 127V128H69ZM71 127H73L72 129H71ZM77 127V128H76ZM92 127V126H91ZM190 127V126H189ZM209 127H211V128H209ZM220 127V126H219ZM219 127H217V129H220ZM37 128V129H36ZM57 128V129H56ZM116 128H117V125H116ZM114 128V130L113 131H117V133L119 134V133H122V135L121 134H117V135H115V133L116 132H114L113 133V135L115 136V138L113 137H108L107 139H106V141H104V143L102 142L103 141V139L102 138H100V137H97V139H95V143H97V144H100L102 147H103V151H102V149L100 148V151L101 152H103L104 153V158L102 159V163H103V165L104 164H106V165H108V166H105V167H107V169L109 170V171H111V170H114V172H117V169H116V166H117V163L116 162H121V160H120V158L121 159H123V157H125V156H127L126 154L129 152V151H131V150H133L134 149V147L136 146L137 147V140H136V137L134 136L135 135V131L133 130V129H130V128H128V129H119V128ZM39 129V130H38ZM44 129L46 130V132L44 131ZM50 129H53V132H52V130H50ZM68 129H70V132H69V130ZM118 129H119V131H118ZM14 130V131H13ZM36 130V131H35ZM72 130H73V132H72ZM112 130V129H111ZM121 130V131H120ZM31 131L33 132L32 134H31ZM38 131V132H37ZM40 131V132H39ZM129 131H131V132H129ZM27 132V133H26ZM69 132V133H68ZM12 133H13V135H12ZM23 133L25 134V137L27 136V134H28V137H26V139H25V137H22V135H23ZM39 133V134H38ZM41 133V134H40ZM67 133L68 134H73V135H71L69 138L68 137H66L67 136ZM130 133V134H129ZM132 133V134H131ZM193 132H190L189 131V134H187V135H185V136H183V138H180V139H176V141L173 139V141L174 142H178V140L181 142V140H183V141H188V139H192V140H194V139H196L197 137L195 136V135H193V134H195V132L192 134ZM202 133V134H203ZM246 133H244V134H241L242 136H240V134H238V137H240V138H236V141H237V143L239 144L240 142L242 143V145L243 144H245L246 142H247V139H248V135L246 134ZM9 134V135H8ZM22 134V135H21ZM33 134H35V135H33ZM21 136V137H18V136ZM39 135V136H38ZM122 137H121V136ZM125 135H127V136H125ZM215 134L213 133V135L212 136H214ZM243 135H244V137H243ZM73 136V138L70 140V138ZM78 136V135H77ZM117 136V137H116ZM19 139H18V138ZM41 137H42V139H41ZM196 137V138H195ZM243 137V138H242ZM247 137V138H246ZM21 138V139H20ZM24 138V139H23ZM29 138V139H28ZM126 138V139H125ZM163 139V142H165L164 141V137L163 136H161V137H158L157 139L158 140H156V143H157V141H158V143H159V141L161 142L162 141V139ZM12 139V140H11ZM68 139V140H67ZM77 140L76 142H74V140ZM112 139V140H111ZM114 139V140H113ZM117 140V142H119V144L116 142V140ZM131 139V140H130ZM160 139V140H159ZM240 139V140H239ZM17 140H20L19 142L17 141ZM22 140V141H21ZM27 140V141H26ZM99 141V143H98V141ZM111 140V141H110ZM17 141V142H16ZM33 141V142H32ZM42 141H43V144H42ZM72 141V142H71ZM116 143H114V142ZM123 141V142H122ZM172 140L171 141H169L170 142V145L172 146V148L173 149H179V147H178V145H176L174 142H173ZM245 141V142H244ZM69 142H71L70 143V145H72V144H74L72 147H69L70 145H68L69 144ZM163 142H161V143H163ZM169 142L167 143L168 145H169ZM180 142H178V143H180ZM16 143V144H15ZM124 143V144H123ZM128 143H130V144H128ZM132 143L134 144V143H136V144H134L133 146H132ZM241 143H240V145H241ZM107 144V145H106ZM118 144V145H117ZM121 144V145H120ZM173 144L174 145H176V147H174L173 146ZM76 145H78V146H76ZM110 145V146H109ZM131 145V146H130ZM10 146H12V147H10ZM40 147V148H39ZM9 148V149H8ZM14 148V149H13ZM36 148V149H35ZM122 148V149H121ZM4 149V150H3ZM6 149H7V152H3V151H6ZM10 149H12V150H10ZM110 151H109V150ZM113 149V150H112ZM127 150V151H125L124 152V150ZM175 149V150H176ZM246 149H247V143H246ZM10 150V152L8 153V151ZM14 150V152H12ZM41 152H40V151ZM83 151V150H82ZM82 151H76V152H78L77 153V155H79V157H83L84 155H85V153L84 152H82ZM106 151V152H105ZM109 151V152H108ZM113 152V153H111V154H113V155H111V154H109L110 155V157H109V155H108V153H110V152ZM115 151H117V153L115 152ZM121 151V152H120ZM39 152V153H38ZM75 152V153H76ZM115 152V153H114ZM33 153H34V160H33V157H31V156H33ZM122 154V155H120V154ZM6 154V155H5ZM9 155V157H7L8 155ZM32 154V155H31ZM117 154V155H116ZM11 155V156H10ZM107 155H108V157L109 158H107ZM115 155V156H114ZM119 155H120V157H119ZM3 156H6L7 157V159L4 157L3 158ZM28 156H30L31 157V160L29 161V159H28ZM94 158H93V157ZM151 156V155H150ZM147 157V159H144L143 160V162H147L151 157ZM35 157H36V159H35ZM91 157V158H90ZM112 157H113V159H115V160H113L112 159ZM118 157H119V160H118ZM12 158V159H11ZM97 158V156H95V154H93V155H91V156H89L88 157V160H90V159H96ZM111 158V160H108V159H110ZM1 159L3 160V161H1ZM38 159V160H37ZM117 159V160H116ZM6 162H5V161ZM8 160V161H7ZM25 160H27V163L25 164ZM106 160H107V162H106ZM23 161H24V163H23ZM36 163H35V162ZM114 161H116V162H114ZM6 164H5V163ZM28 162H30V163H28ZM20 164L21 165V167H20V165H17L16 166V164ZM38 163H40V164H38ZM110 163V164H109ZM116 164V166H115V164ZM15 166H14V165ZM36 164L38 165V166H36ZM24 165V166H23ZM25 165H27V166H25ZM36 166V168H35V166ZM110 165H111V167H110ZM131 165V166H130ZM22 166L24 167V169H26V170H28V171H26V170H21V169H23L22 168ZM29 166H31V167H29ZM113 166V167H112ZM127 166H128V168L130 167H133V162L129 159L128 161H127ZM3 167H5V168H3ZM6 167H7V169H6ZM10 167V170H8V168ZM11 167H15L14 169H12ZM19 167H20V170L23 172H20V170H19ZM27 167V168H26ZM34 169H33V168ZM165 168V166H162L161 168ZM30 168H32V169H30ZM129 168V169H130ZM11 169L12 170H14V175H17V176H14L13 175V173H12V171H11ZM30 169V170H29ZM38 169V170H37ZM132 169V171H131V173H129L128 175V177H130V179H132V184L135 186V189H137L138 188V186H137V184H140V182H141V178L142 177H140L139 175H138V172H136L133 168H131ZM32 170H36V171H39L40 172V174H39V172H38V174L36 175V173H33V172H36V171H32ZM163 171H164V169H162ZM11 171V172H10ZM19 173H22V175L21 174H19ZM163 171H161V172H163ZM1 172H2V174H1ZM25 172V173H24ZM32 172V173H31ZM5 174V175H4ZM13 175L12 176V178H20V179H13L12 180V178L11 177H9V176H7V175ZM24 174V175H23ZM26 174V175H25ZM132 174H135V176L133 177V175ZM151 174V173H150ZM152 174H154V177L156 178V173L154 172V173H152ZM3 175V176H2ZM10 175V176H11ZM33 175H34V178H33ZM138 175V176H137ZM21 176H22V178H21ZM24 176V177H23ZM32 176V177H31ZM40 178H39V177ZM27 177V178H26ZM37 177L39 178V179H37ZM131 177H133V178H131ZM8 178H10V179H8ZM8 179V180H7ZM23 179V180H22ZM25 179V180H24ZM28 179V180H27ZM31 179H33L32 181H30ZM138 179V180H137ZM10 180V181H9ZM12 180V181H11ZM17 180H18V183H16L17 182ZM19 180H22V181H24V182H22V181H19ZM39 180H40V183L38 184L37 182H39ZM140 180V181H139ZM7 181H8V183H7ZM16 181V182H15ZM29 181V182H28ZM10 182H12V183H10ZM31 182V189H30V183ZM16 183V184H15ZM22 183H24V184H22ZM26 183H28L27 185H29V186H27L26 185ZM34 183V184H33ZM39 185L38 187H39V190H36V191H34L35 190V187L34 186H36L37 184ZM11 184V185H10ZM12 184H13V186H12ZM18 185V186H19ZM26 186H27V188H26ZM17 187V186H16ZM29 187V188H28ZM36 189H38L37 187H36ZM9 190V191H8ZM33 192H35L36 194H38V195H35V193H33ZM39 195H40V197H39ZM9 196V197H8ZM36 197V198H35ZM39 197V198H38ZM38 198V199H37ZM36 205V204H35ZM2 213H3V215H2ZM6 214V216H5V214ZM8 211L6 212H0V227H5V226H10V229H12V230H14L15 232H18V227H16L15 228V224L16 223H13V222H11L10 221V219H9V217H8ZM5 216V217H4ZM1 218L4 220V222H5V224L3 225V221L1 220ZM7 218V219H6ZM10 223H9V222ZM9 223V224H8ZM1 224L3 225V226H1ZM13 225V227H11ZM32 228H31V230L30 229H28L29 231H31V232H34L33 230L35 229L33 226H31ZM16 229V230H15ZM24 239H23V241H17V240H11L10 238H8V237H6V236H1L0 235V249H2V250H0V253H2V252H5V253H2V254H0V264L2 263V264H5V263H7V264H14L13 263V261H12V258L14 257L13 255L15 254V256L16 255H20V253H22V251H26V247H29V245L31 246V247H33V250H34V256H35V259L37 260V263L38 264H41V260H40V258H41V254H37V253H41L40 251H41V242L39 241V240H36V241H38V244L36 245V241H34V238H33V236H32V238L30 237V239H29V236L27 237L26 235H24ZM8 238V239H7ZM11 240V241H10ZM29 240V241H28ZM33 240V241H32ZM6 241V242H5ZM10 241V242H9ZM28 242V243H27ZM34 242V244H32ZM8 243H9V245H8ZM10 243H12V244H10ZM30 243V244H29ZM13 244H16V245H21V247H18L19 249L18 250H20L21 248H22V246H23V249H22V251L20 250L19 252H18V250L15 248V250H12L13 249V247H15L16 245H13ZM26 244H29L28 246L26 245ZM32 244V245H31ZM38 245H40V247L38 246ZM9 246H11V248L9 247ZM25 246V247H24ZM35 246V247H34ZM3 247H4V249H3ZM30 248V247H29ZM29 248H27V250L29 249ZM7 249V250H6ZM14 252H11V253H9L11 250ZM25 249V250H24ZM32 249V248H31ZM3 250H5V251H3ZM17 250V251H16ZM9 251V252H8ZM15 251H16V253H15ZM7 252V253H6ZM6 256H8V257H5V255ZM8 254V255H7ZM38 255H40V256H38ZM21 256V255H20ZM10 257V258H9ZM5 258V259H4ZM2 260V261H1ZM9 260V261H8ZM7 261V262H6ZM45 261L47 262V259H45ZM24 263H26V262H24ZM23 263V264H24ZM17 264V263H16ZM19 264V263H18ZM26 264H32V262H31V260L28 262V263H26Z\"/></svg>","mask_w":264,"mask_h":264}]
</instances>
